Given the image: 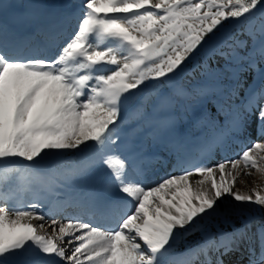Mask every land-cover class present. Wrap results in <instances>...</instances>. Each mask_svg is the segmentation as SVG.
Here are the masks:
<instances>
[{"label": "snow or ice", "instance_id": "6c2138e0", "mask_svg": "<svg viewBox=\"0 0 264 264\" xmlns=\"http://www.w3.org/2000/svg\"><path fill=\"white\" fill-rule=\"evenodd\" d=\"M257 173L264 0H0V264H264Z\"/></svg>", "mask_w": 264, "mask_h": 264}, {"label": "bare ground", "instance_id": "6f19581e", "mask_svg": "<svg viewBox=\"0 0 264 264\" xmlns=\"http://www.w3.org/2000/svg\"><path fill=\"white\" fill-rule=\"evenodd\" d=\"M25 2H26V0H6V3H9L11 5H21V4L25 3ZM48 2L52 3V4H59V5H64L65 3H72L73 8H75V6L78 4L75 0H48ZM19 10L22 11L23 9L20 8V7H11V8H9L7 10L5 16L8 17L12 13L18 12ZM101 12H103V5H101ZM100 43H101V45H103L104 42L101 41ZM213 114H214V109H213ZM235 149H236V146L233 145V147L229 151L228 155L229 156L236 155ZM161 154L162 155H167V153L164 152L163 150L161 151ZM80 162H81L80 157L79 156H74V154L70 152L65 157L63 162H58V161L50 159V160L45 162V166L46 167H51L52 165H55V169L54 170L56 172L64 173L67 170L71 169L73 164H78ZM167 171L171 172V169L169 168ZM165 174H166V171L164 169H160L159 170V176L155 177L151 181H149L148 185L149 186L154 185L156 183V180L160 179V178H163ZM20 178L22 179V180H20L21 183L22 184L24 183L23 184L24 185L23 189L28 188L30 186H34V181H33V178L31 176H23V177H20ZM19 179L15 180V177L12 178V183L16 184L18 186V188H20V185H21V183L18 182ZM243 179H244V182L243 183H239L237 185V187L241 191L248 192L253 187H256V188H259L261 190H264V177H261L260 174L257 173L254 176L244 177ZM8 198H9L8 201L10 202V206H14V207L25 206L27 203L31 202V200L33 199L31 194L17 195L15 197L9 195ZM4 200H6V198ZM59 203H60L59 201H55V204H56L57 207L59 206ZM50 207H53V200H50L49 203L44 205L43 211L47 212ZM65 211L66 212H70V213H77V212H80L81 210L77 209V208H69V209H65ZM252 214H254V213H252ZM82 218L83 219H87V216H83ZM101 222L103 224H105L106 226H110L111 223H113V221L109 217L102 218ZM33 223H37L38 224L40 222L39 221H33ZM194 239H195L194 237H189L188 238L189 242H191ZM184 246H185L184 243L181 242L179 244V250L183 251ZM235 256H238L239 258H241V255L239 253L235 254ZM235 256L233 257V259L236 258ZM243 258H244V260L239 261V264H247V255L245 254L243 256ZM30 259H34V258H30ZM235 260H237V258Z\"/></svg>", "mask_w": 264, "mask_h": 264}, {"label": "rangeland", "instance_id": "374dc122", "mask_svg": "<svg viewBox=\"0 0 264 264\" xmlns=\"http://www.w3.org/2000/svg\"><path fill=\"white\" fill-rule=\"evenodd\" d=\"M18 179H19V178H18ZM15 180H16V178H15ZM20 180H22V179L20 178V179L18 180L19 183H21ZM2 183H4V179H3V176H2V177L0 176V184H2ZM23 184H24V183H23ZM23 184L21 183V185H20V188H21V189L24 188V185H23ZM2 193H3V192H0V200H2V198H6V200H8V197H9V196H8V195H5V196H6V197H5V196L2 195ZM235 257L237 258V261H242V260H244L243 257H241V258H239L238 256H235ZM236 258H235V259H236ZM235 259H234V260H235Z\"/></svg>", "mask_w": 264, "mask_h": 264}]
</instances>
